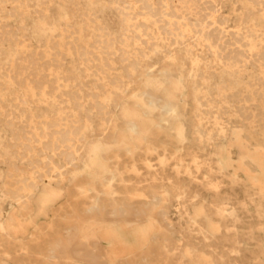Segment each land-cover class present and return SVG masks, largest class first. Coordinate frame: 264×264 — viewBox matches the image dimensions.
Returning <instances> with one entry per match:
<instances>
[{
  "label": "rangeland",
  "instance_id": "rangeland-1",
  "mask_svg": "<svg viewBox=\"0 0 264 264\" xmlns=\"http://www.w3.org/2000/svg\"><path fill=\"white\" fill-rule=\"evenodd\" d=\"M80 227L100 264H264V0H0V264H91Z\"/></svg>",
  "mask_w": 264,
  "mask_h": 264
},
{
  "label": "bare ground",
  "instance_id": "bare-ground-1",
  "mask_svg": "<svg viewBox=\"0 0 264 264\" xmlns=\"http://www.w3.org/2000/svg\"><path fill=\"white\" fill-rule=\"evenodd\" d=\"M239 13V12H238ZM45 67V66H44ZM35 76V75H34ZM29 77V76H28ZM10 79V78H9ZM23 83V82H22ZM18 86V85H17ZM52 89V88H51ZM38 90V89H37ZM152 103H154V101H152ZM160 110H161V112H163V113H170L171 112V108L169 107V106H167V105H165V106H162V107H160ZM80 157V156H79ZM75 159V158H74ZM149 162V161H148ZM74 163V162H73ZM77 163V162H76ZM62 176V175H61ZM136 207V206H135ZM125 216V211H124V208L123 207H121V210H120V212H118V213H116V214H114L113 215V217L114 218H116V219H119V218H121V217H124ZM92 221L93 220H91L90 221V225H91V223H92ZM115 222H117V223H120V221L119 220H115L114 222H109L108 223V225L107 226H111L112 224H114ZM235 223V222H234ZM89 229H90V227L88 228V229H85V228H83V227H80V228H78L76 231H75V234H74V247H75V254L78 256V258L81 260V259H84V260H86L88 263H91V264H100V263H98L96 260H95V256L93 255V253L91 252V251H88V252H86L85 253V255H84V250L86 249V248H90L91 247V245H90V242H89V240H88V234H89ZM238 235V234H237ZM72 241V240H71ZM114 241H115V239H114ZM70 243V242H69ZM114 244H115V247L116 246H118L115 242H114ZM56 246H58L57 244H56ZM59 247H61V246H59ZM62 248V247H61ZM59 249V248H58ZM117 249V248H116ZM114 247H113V250H116ZM55 250H57V249H55ZM60 250H57V252H59ZM53 252V251H52ZM55 253H56V251H55ZM54 253V254H55ZM51 254H53V253H51ZM53 254V255H54ZM57 256V255H56ZM54 257V258H56L57 259V257ZM58 260V259H57ZM56 261V260H55ZM104 264H108V263H104ZM113 264H116V263H113Z\"/></svg>",
  "mask_w": 264,
  "mask_h": 264
}]
</instances>
